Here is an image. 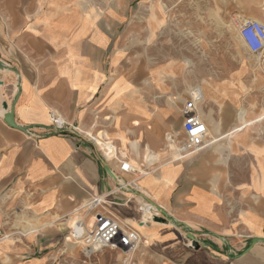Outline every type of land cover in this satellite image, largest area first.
Instances as JSON below:
<instances>
[{
  "label": "crops",
  "instance_id": "0c3cea01",
  "mask_svg": "<svg viewBox=\"0 0 264 264\" xmlns=\"http://www.w3.org/2000/svg\"><path fill=\"white\" fill-rule=\"evenodd\" d=\"M98 1L0 0V196L6 193L0 208L8 204L9 211L11 201L22 207L18 212L28 229L20 234L26 241L40 230L53 229L44 235L54 237L21 245L9 227L4 234L11 237L0 238V264H43L22 259L57 245L70 229L68 218L80 221L72 235L81 237L83 209L96 197L103 200L101 209L140 233L146 264H264V242L252 243L264 239V210L248 209L232 220L219 190L216 149L205 148L187 161L180 147L181 109L192 96L201 98L207 146L249 140L245 130L264 119L246 120L241 110L235 123L240 118L241 124L222 133L233 124L228 114L217 119L229 87L216 84L212 93L192 82L191 37L179 30L191 27L189 14L216 13L222 0H130L134 11L125 0ZM261 5L264 11V0ZM248 19L264 23V15L242 22ZM252 68L257 83L255 62ZM197 71L195 76L214 75L208 68ZM11 110L20 129L5 120ZM52 114L79 132H56ZM110 143L134 167L130 157H144L152 167L166 151L178 157L177 164L131 180L112 161ZM249 150L264 194V150ZM111 172L135 183L121 190ZM259 199L264 202V196ZM158 215L169 223L150 222Z\"/></svg>",
  "mask_w": 264,
  "mask_h": 264
},
{
  "label": "rangeland",
  "instance_id": "374dc122",
  "mask_svg": "<svg viewBox=\"0 0 264 264\" xmlns=\"http://www.w3.org/2000/svg\"><path fill=\"white\" fill-rule=\"evenodd\" d=\"M125 1L127 2L126 6L131 11H134V4L130 0ZM98 2V0H95V3L98 4ZM110 2L112 5H117L120 0H110ZM262 2L263 0H222V8L218 7L216 13L199 11L189 14L186 17V21H191V27L179 30L186 35L190 34L191 37L192 82H196V85H201L204 89L212 91V93L216 84H221L224 87L223 90L225 87L230 89L228 91L229 95L224 93V97L218 103L222 107L219 106L217 119L220 121L224 120L226 114L232 116L233 119L232 125L223 126L222 133H226L231 128L241 124L240 118L238 120L239 124H235L241 110L245 112L244 117L246 120H253L264 115V77L263 75L258 76L259 81L257 83L254 81L255 72L252 64L255 62V58L239 38L236 28L237 25L242 23L243 17L264 15L261 7ZM122 4L124 5L125 3ZM237 8L238 11L235 10ZM254 8H258V11H247ZM179 17L181 19V15ZM198 68L212 69L209 73L211 72L214 75L195 76L199 72L197 71ZM245 132L249 134V140H222L214 146L208 145L209 147H206L207 150L205 149L206 152L212 148L216 149L217 165L222 168V173L220 174L222 187L219 190L222 194L224 208L230 214L232 220L242 217L244 211L248 209L256 212L264 210V202L259 199L264 194L259 187L258 166L254 154L249 150L252 145L264 150V119L249 127ZM182 141H185V135L181 137ZM229 145L232 151H229ZM180 147L182 148V144H180ZM125 153L127 157H130L128 151L125 150ZM199 153L189 156L186 160L197 159L200 156ZM158 159L154 163L155 166L151 167V163H148L144 157H130L131 162L139 171L143 170L147 173V175L143 173L137 174V176L131 177V180L139 179L138 182H140L149 178L154 172V174L159 173L157 169L162 168V170H165V165L176 162L178 157L173 155V152L166 151L165 155L160 156ZM5 195L6 193L1 194L0 198ZM97 198L99 197L95 199ZM247 198H252L249 203ZM86 206L83 210H87ZM140 206L142 207V205ZM7 207L8 204H5L0 208L5 221L4 230L10 227L12 232L18 233L15 237L17 243L21 245L30 243L33 245L36 243H48L54 239L53 236L47 237L44 235V232L53 230L47 229L44 231L40 230L37 235H31L29 237L31 241H26V238L20 234L28 229L27 224L24 225V222H22L21 212H18V208L22 207H17L13 204V201L9 204V211ZM22 214L27 216L28 213L22 212ZM82 220H84V217H82ZM76 221L77 218L75 217L66 220L70 229L63 231V236H61L57 245L51 246V249L46 251L26 254L27 258L22 260L28 262L30 259L33 262L36 261L35 259H40L43 264H146L144 256L140 253L141 242L137 249L130 252V254H126L125 251L121 250L103 249L93 253L91 256H87L85 247L79 240L80 237L72 235ZM150 222L154 221L150 220ZM51 226V228H54L53 224ZM4 230L2 238L6 235ZM6 237L9 238L11 236L6 235Z\"/></svg>",
  "mask_w": 264,
  "mask_h": 264
},
{
  "label": "built area",
  "instance_id": "2783aa9c",
  "mask_svg": "<svg viewBox=\"0 0 264 264\" xmlns=\"http://www.w3.org/2000/svg\"><path fill=\"white\" fill-rule=\"evenodd\" d=\"M239 36L247 50L259 61L260 71L264 75V23L257 20H245L239 26ZM200 101L201 98L192 96L181 109L184 118L185 141L182 143L184 157L195 155L207 147L209 129L198 110ZM51 120L53 129L58 133L64 130L79 132L76 126L66 124L55 114L51 115ZM89 138L99 148V144L91 135ZM110 145L114 149L112 161L118 162L122 175L137 176L142 173L126 158H123L121 152L113 144L110 143ZM134 183V181L125 182L119 189H128ZM101 204L102 201L94 199L86 206V215L83 220L84 230L79 238L82 245L86 250L111 249L128 253L135 251L142 240L140 233L121 222L116 216L101 209ZM140 209L142 210L141 206ZM3 230L4 218L0 211V238L3 237Z\"/></svg>",
  "mask_w": 264,
  "mask_h": 264
},
{
  "label": "water",
  "instance_id": "95a60500",
  "mask_svg": "<svg viewBox=\"0 0 264 264\" xmlns=\"http://www.w3.org/2000/svg\"><path fill=\"white\" fill-rule=\"evenodd\" d=\"M1 68V66H0ZM4 108L6 111L9 110V107L8 105H4ZM13 116H14V111L11 110L10 112H8L5 116V120L7 122V124L13 128H17V129H20L19 126H17L12 120H13ZM113 174V176L116 178L117 182H118V185L119 187L123 186L124 185V180H122V178H119L118 176H116L113 172H111ZM153 221L154 222H158V223H162V224H168L169 223V220L166 218V217H163V216H154L153 218ZM257 242H264V239L263 238H255L254 241L252 242L253 244H256ZM192 246L195 247V248H198L197 244L195 243H192Z\"/></svg>",
  "mask_w": 264,
  "mask_h": 264
},
{
  "label": "bare ground",
  "instance_id": "6f19581e",
  "mask_svg": "<svg viewBox=\"0 0 264 264\" xmlns=\"http://www.w3.org/2000/svg\"><path fill=\"white\" fill-rule=\"evenodd\" d=\"M244 18V17H243ZM247 18V17H246ZM241 19V18H240ZM244 22V21H243ZM239 26L240 25H237V30H238V35H239ZM231 29V28H230ZM238 38V37H237ZM239 38H240V36H239ZM242 41V40H241ZM244 44V43H243ZM253 56V55H252ZM255 58V64H256V69H257V71L259 72V74L261 73V71H260V66H259V61L256 59V57H254ZM260 75H263L262 73L260 74ZM263 77H264V75H263ZM256 79H258V78H256ZM254 80V81H257V80ZM154 218V217H153ZM153 218H152V220H153ZM5 222V221H4ZM5 226V225H4ZM75 230H76V228H75ZM101 249H97V250H86L85 249V251L87 252L86 253V255L87 256H91L93 253H95V252H98V251H100ZM103 250V249H102ZM128 252H126V254H127Z\"/></svg>",
  "mask_w": 264,
  "mask_h": 264
}]
</instances>
